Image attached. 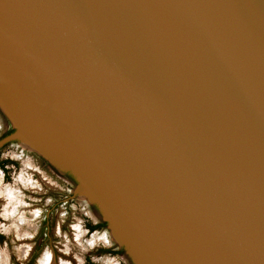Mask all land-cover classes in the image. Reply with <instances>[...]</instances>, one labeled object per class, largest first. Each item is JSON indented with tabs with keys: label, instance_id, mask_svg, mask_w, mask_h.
I'll list each match as a JSON object with an SVG mask.
<instances>
[{
	"label": "water",
	"instance_id": "1",
	"mask_svg": "<svg viewBox=\"0 0 264 264\" xmlns=\"http://www.w3.org/2000/svg\"><path fill=\"white\" fill-rule=\"evenodd\" d=\"M0 110L133 264H264V0H0Z\"/></svg>",
	"mask_w": 264,
	"mask_h": 264
},
{
	"label": "rangeland",
	"instance_id": "2",
	"mask_svg": "<svg viewBox=\"0 0 264 264\" xmlns=\"http://www.w3.org/2000/svg\"><path fill=\"white\" fill-rule=\"evenodd\" d=\"M12 131L0 110V139ZM0 163L1 264H133L74 179L20 142L0 150Z\"/></svg>",
	"mask_w": 264,
	"mask_h": 264
},
{
	"label": "flooded vegetation",
	"instance_id": "3",
	"mask_svg": "<svg viewBox=\"0 0 264 264\" xmlns=\"http://www.w3.org/2000/svg\"><path fill=\"white\" fill-rule=\"evenodd\" d=\"M100 226H101V224H99V223H97V224H94V223L86 224V227L88 228V231H94L97 228H99Z\"/></svg>",
	"mask_w": 264,
	"mask_h": 264
},
{
	"label": "bare ground",
	"instance_id": "4",
	"mask_svg": "<svg viewBox=\"0 0 264 264\" xmlns=\"http://www.w3.org/2000/svg\"><path fill=\"white\" fill-rule=\"evenodd\" d=\"M10 193V192H9ZM11 196V193L9 194ZM1 196V195H0ZM1 257V256H0ZM0 264H1V258H0ZM46 264H51L50 261L49 263H46Z\"/></svg>",
	"mask_w": 264,
	"mask_h": 264
},
{
	"label": "trees",
	"instance_id": "5",
	"mask_svg": "<svg viewBox=\"0 0 264 264\" xmlns=\"http://www.w3.org/2000/svg\"><path fill=\"white\" fill-rule=\"evenodd\" d=\"M0 166L4 167V163H0ZM0 237H1V235H0Z\"/></svg>",
	"mask_w": 264,
	"mask_h": 264
}]
</instances>
